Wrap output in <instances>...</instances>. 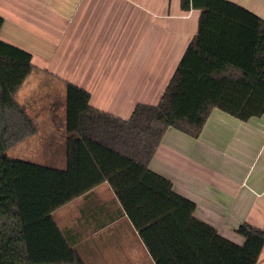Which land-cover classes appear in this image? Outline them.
Segmentation results:
<instances>
[{"label": "crops", "instance_id": "obj_1", "mask_svg": "<svg viewBox=\"0 0 264 264\" xmlns=\"http://www.w3.org/2000/svg\"><path fill=\"white\" fill-rule=\"evenodd\" d=\"M231 1L264 18V0ZM0 15V38L31 52L34 65L14 97L35 132L7 154L64 168L66 83L122 118L138 103L157 104L200 10H183L181 0H0ZM150 168L222 236L242 244L240 224L264 228V115L244 121L215 108L198 137L169 128ZM52 215L86 264H156L106 181Z\"/></svg>", "mask_w": 264, "mask_h": 264}, {"label": "trees", "instance_id": "obj_2", "mask_svg": "<svg viewBox=\"0 0 264 264\" xmlns=\"http://www.w3.org/2000/svg\"><path fill=\"white\" fill-rule=\"evenodd\" d=\"M181 8L200 10L198 32L157 104L122 118L66 83L64 168L7 154L35 132L14 97L34 65L31 52L0 38V264H86L52 213L105 181L156 264H257L264 228L240 224L242 244L222 236L150 163L169 128L198 137L215 108L244 121L264 115V18L231 0Z\"/></svg>", "mask_w": 264, "mask_h": 264}]
</instances>
